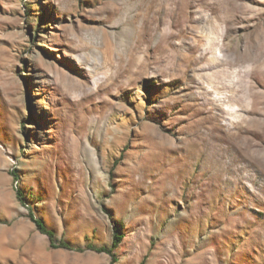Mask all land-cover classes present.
Masks as SVG:
<instances>
[{
  "label": "rangeland",
  "instance_id": "1",
  "mask_svg": "<svg viewBox=\"0 0 264 264\" xmlns=\"http://www.w3.org/2000/svg\"><path fill=\"white\" fill-rule=\"evenodd\" d=\"M215 25L218 56H255L264 0H0V264H110L84 246L114 232L113 264H264V168L206 165L219 111L180 60Z\"/></svg>",
  "mask_w": 264,
  "mask_h": 264
},
{
  "label": "bare ground",
  "instance_id": "2",
  "mask_svg": "<svg viewBox=\"0 0 264 264\" xmlns=\"http://www.w3.org/2000/svg\"><path fill=\"white\" fill-rule=\"evenodd\" d=\"M228 1L232 2L233 0ZM217 22L218 18H215V24H217ZM219 27L220 26L217 27V25L214 26L213 33L211 32L208 35L210 39L209 42H199L195 44V46H192L191 55L186 58V56L182 54L180 59L181 61L183 60L184 65H190L192 62H195V67L193 69H196V71L200 72V70H206L205 76L202 75L205 77H202L205 79V83L200 80L201 77L198 75L199 72L198 74H193L192 78L193 81L199 82V88L204 89V95H202L205 97V100L208 101L206 103L216 108V110L213 108L214 111H219L218 113L212 112V116L207 113V116H211L212 119L210 125L207 127L205 126L206 130L204 134L211 135L210 138L214 137L215 142L213 140L212 142L210 141V143L206 141L208 146L206 144L205 150H207L209 156L206 165L210 168H214L213 170L215 172L232 167L234 165V155L232 160L228 159L229 161H226V157L228 158L229 156L227 150L232 148L235 150L237 149V151L239 150L245 158L252 159V162L260 164V167L264 168V140L259 139L256 141V139H254L257 138L258 135L264 137V91L254 90L249 84L241 80L250 75V73L262 75L264 72V49L262 50V47L258 48V50H261L257 51L253 57H250L247 53L245 54L244 51L242 56L236 58L235 55L233 56L234 51L229 54V50L223 45L224 43H220L219 38L214 34V32L218 31ZM225 49L228 51L225 52V54L227 53L229 55L222 54L221 57L217 55L218 51L222 53ZM196 52H200V54L197 55ZM107 64L110 63L105 62L102 63L101 66L104 67L107 66ZM218 87L221 91L217 89ZM223 91L225 93H223ZM257 105L259 106L257 107ZM248 110H251V112L248 113ZM250 132L255 133V135L253 134L250 136ZM189 139L188 136V140ZM219 142H222L223 145ZM190 143L192 142L190 141ZM195 144L193 145L194 147ZM196 149L198 150L199 148L196 147ZM242 155L240 158L244 159ZM236 169L240 170L241 166Z\"/></svg>",
  "mask_w": 264,
  "mask_h": 264
},
{
  "label": "trees",
  "instance_id": "3",
  "mask_svg": "<svg viewBox=\"0 0 264 264\" xmlns=\"http://www.w3.org/2000/svg\"><path fill=\"white\" fill-rule=\"evenodd\" d=\"M9 174L12 176L14 181H18L19 175L15 172V170H13V169L10 170ZM15 197L21 205H26L25 194L23 193L21 188H19L17 186L15 188ZM27 207H28V213H27L28 218L32 221L35 228L40 233L46 235L49 247H51V248H64V249L78 250V251L83 250L85 248V249L93 250L96 252L107 253L111 257L110 264H113L114 262L117 261L113 251L121 243V240L123 238L122 234H118L117 232H114L113 237L111 239V243L109 246H106V245L96 246L94 244L87 243L84 246V248L76 247V246L71 245L66 240H62V239L57 240L55 232L46 225V223L44 222L43 219L35 216L32 209L28 205H27Z\"/></svg>",
  "mask_w": 264,
  "mask_h": 264
}]
</instances>
